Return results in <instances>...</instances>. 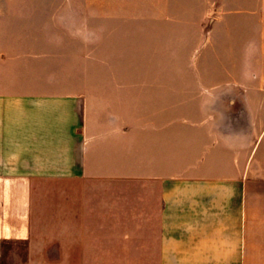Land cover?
<instances>
[{"label":"crops","instance_id":"crops-1","mask_svg":"<svg viewBox=\"0 0 264 264\" xmlns=\"http://www.w3.org/2000/svg\"><path fill=\"white\" fill-rule=\"evenodd\" d=\"M224 35L200 58L252 72L0 73V243L27 264H264V22Z\"/></svg>","mask_w":264,"mask_h":264},{"label":"rangeland","instance_id":"rangeland-1","mask_svg":"<svg viewBox=\"0 0 264 264\" xmlns=\"http://www.w3.org/2000/svg\"><path fill=\"white\" fill-rule=\"evenodd\" d=\"M256 10L264 22V0H0V73L99 91L120 75L252 72L199 49L223 48L224 30L247 31ZM28 261L23 244L0 243V264Z\"/></svg>","mask_w":264,"mask_h":264}]
</instances>
